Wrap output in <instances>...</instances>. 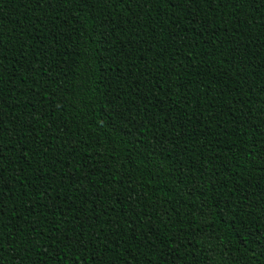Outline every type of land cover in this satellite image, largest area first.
Listing matches in <instances>:
<instances>
[{"label": "trees", "instance_id": "obj_1", "mask_svg": "<svg viewBox=\"0 0 264 264\" xmlns=\"http://www.w3.org/2000/svg\"><path fill=\"white\" fill-rule=\"evenodd\" d=\"M0 264H264V0H0Z\"/></svg>", "mask_w": 264, "mask_h": 264}, {"label": "snow or ice", "instance_id": "obj_2", "mask_svg": "<svg viewBox=\"0 0 264 264\" xmlns=\"http://www.w3.org/2000/svg\"><path fill=\"white\" fill-rule=\"evenodd\" d=\"M118 2H123V3H130V0H118ZM3 123V121L2 120H0V124H2ZM0 178H2V177H0ZM2 227H9L8 225H0V228H2ZM3 249H2V246H0V251H2Z\"/></svg>", "mask_w": 264, "mask_h": 264}]
</instances>
